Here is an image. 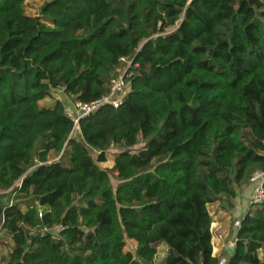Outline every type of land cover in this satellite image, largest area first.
Wrapping results in <instances>:
<instances>
[{
  "label": "trees",
  "instance_id": "trees-1",
  "mask_svg": "<svg viewBox=\"0 0 264 264\" xmlns=\"http://www.w3.org/2000/svg\"><path fill=\"white\" fill-rule=\"evenodd\" d=\"M25 1L0 0L6 264H155L160 246L161 264H220L208 207L233 211L264 172V0H52L41 19ZM122 59V104L72 137L68 105L42 103L97 102ZM113 146L116 189L99 166ZM262 251L264 204L244 214L227 264H264Z\"/></svg>",
  "mask_w": 264,
  "mask_h": 264
},
{
  "label": "rangeland",
  "instance_id": "rangeland-1",
  "mask_svg": "<svg viewBox=\"0 0 264 264\" xmlns=\"http://www.w3.org/2000/svg\"><path fill=\"white\" fill-rule=\"evenodd\" d=\"M52 0H26L24 2V10L26 15L33 17V18H42V9L43 7L50 3ZM131 64L130 62L124 64L123 67L117 70L114 73L112 78L122 76L127 70H129ZM60 100L66 105H68V109L72 107L73 100L69 96L64 95L62 91H58L54 93L51 99H48L42 103L44 106H53L54 103ZM68 111V110H67ZM72 137L82 141L80 136L79 128L76 127L72 133ZM120 149L117 146H113L106 155V162L100 164L99 166L108 171L111 179V184L114 189L117 188L119 185L118 175L116 172L113 171L114 168V161L116 155L119 153ZM91 156L94 160H97L98 154L95 152L91 153ZM60 156L55 155L54 153L50 154L49 162L54 163L60 160ZM249 187V190L246 192L245 188L242 191H238V197L241 198L244 204H247L248 208L250 209L251 205V195H252V188ZM246 192V193H244ZM8 193V192H7ZM17 203H23V201L16 200ZM227 205L223 202H217L212 204L208 207V211L212 217L213 224L211 226V231L213 235L212 245H213V256L220 260V264H227L228 259L234 249V241H235V231L240 224L241 219L244 216L245 210L241 213L236 214L230 209H227ZM25 209L24 207L22 208ZM55 236H57L56 232H52ZM10 238L1 231L0 226V264H6V259L9 257V247L13 245ZM137 245L134 242L128 241L126 242V252L136 253ZM168 249L165 246H160L158 248V254L155 259V264L163 263L164 259L167 256ZM260 259L264 261V251L260 253ZM5 261V262H4Z\"/></svg>",
  "mask_w": 264,
  "mask_h": 264
},
{
  "label": "built area",
  "instance_id": "built-area-1",
  "mask_svg": "<svg viewBox=\"0 0 264 264\" xmlns=\"http://www.w3.org/2000/svg\"><path fill=\"white\" fill-rule=\"evenodd\" d=\"M123 63H129L127 59L121 60ZM131 64V62H130ZM133 74L127 70L122 76L114 78L110 84V91L108 95L92 104H83L81 102H73L72 107L67 111V118L74 124V129L79 127L80 121L89 117L100 108L105 106H112L118 109L122 104V101L129 93V81ZM252 195L251 205L261 206L264 204V172H257L251 179ZM16 187H21V183H17ZM43 216L42 211H39V218ZM64 228L62 226L57 227L54 232L60 234ZM11 254V249L8 250Z\"/></svg>",
  "mask_w": 264,
  "mask_h": 264
},
{
  "label": "crops",
  "instance_id": "crops-1",
  "mask_svg": "<svg viewBox=\"0 0 264 264\" xmlns=\"http://www.w3.org/2000/svg\"><path fill=\"white\" fill-rule=\"evenodd\" d=\"M251 189V188H250ZM249 190V187L246 189V192ZM244 192V193H246ZM243 210H245L244 214L247 212L248 209V206L247 204H244L243 201L241 200L240 197H238L235 201V207L233 209V212L236 213V214H239L241 213ZM239 227V226H238ZM237 227V229H238ZM236 229V230H237ZM11 242V241H10Z\"/></svg>",
  "mask_w": 264,
  "mask_h": 264
}]
</instances>
